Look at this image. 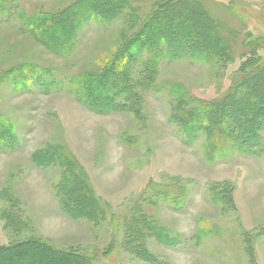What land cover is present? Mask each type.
<instances>
[{
	"label": "rangeland",
	"instance_id": "rangeland-1",
	"mask_svg": "<svg viewBox=\"0 0 264 264\" xmlns=\"http://www.w3.org/2000/svg\"><path fill=\"white\" fill-rule=\"evenodd\" d=\"M4 1L0 123L14 127L17 142L0 150V246L37 238L83 251L91 264H264V0H195L224 41L223 56L214 64L164 59L153 70L137 63L138 97L109 114L78 101L68 81L100 72L158 0H130L113 22L87 23L64 56L38 41L20 16L73 0ZM24 65L36 71L16 72ZM35 74L50 79V89L15 83ZM214 105L210 125L244 133L257 124L255 132L240 142L223 139L202 121L197 134H184L178 122L188 112ZM219 141L235 148L225 146L217 159ZM45 150L56 162L34 164ZM68 200L85 216L63 212Z\"/></svg>",
	"mask_w": 264,
	"mask_h": 264
},
{
	"label": "trees",
	"instance_id": "trees-1",
	"mask_svg": "<svg viewBox=\"0 0 264 264\" xmlns=\"http://www.w3.org/2000/svg\"><path fill=\"white\" fill-rule=\"evenodd\" d=\"M158 2L160 6L158 5L157 11H153L144 25L110 61L106 62L100 72L78 75L68 81L67 89H70L74 97L88 109L109 114L123 109L129 100L138 97L139 84L134 82V75L131 72L136 68L137 63H143L145 70H153L150 66L157 67L164 59L173 61L186 57L214 64V61L217 62L218 57L224 54V41L216 34L214 25L206 18L207 15L199 10L200 5L197 1L158 0ZM5 3L4 0H0V14L8 13ZM129 4L130 0H73L63 9L47 13L39 12L29 17L21 14L20 18L26 22V29L37 36L38 41L46 48L56 55L64 56L73 50L78 34L87 23L113 22L122 16V12L129 7ZM31 71L36 69L28 65L16 69V72L23 74ZM16 78L17 76L14 78L15 83L22 88L30 89L29 87L35 82H38L36 85L41 89H50L51 86L50 79L45 80L36 74L31 79L25 80V83L17 81ZM262 92L264 93V89L258 92V97L262 100L260 105L264 104ZM240 99L241 96L231 95V100L238 101L236 102L238 105L242 102ZM248 99L252 100L251 97ZM217 107L214 105L201 107L199 111L192 110L183 120L177 122L184 134H197L204 121L203 126L208 130L219 129L218 132L223 139L235 135L238 142L255 132L257 124L250 129L251 131L246 130L244 133L239 127H222L216 121L210 125L207 116L210 113L217 115ZM261 110L263 109H260V112ZM261 114L258 113V117ZM254 118L258 121V118ZM0 135L5 136V139L0 140L1 151L15 147L17 137L13 126L1 122ZM217 144L212 155L214 158L226 150L225 146L230 145L224 143L222 146L221 141ZM230 147L235 148L232 145ZM33 160L34 164L43 167L56 162L53 152L48 150L35 154ZM3 193L0 191V201L4 199ZM61 207L63 212L72 217L85 216L84 208L74 201H62ZM92 262L93 258L83 251L56 249L37 238L0 246V264H91Z\"/></svg>",
	"mask_w": 264,
	"mask_h": 264
}]
</instances>
